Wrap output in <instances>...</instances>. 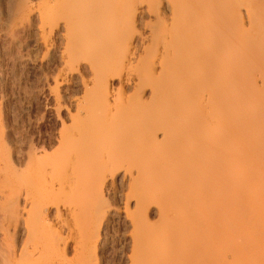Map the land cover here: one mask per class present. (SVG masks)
<instances>
[{
    "label": "bare ground",
    "instance_id": "bare-ground-1",
    "mask_svg": "<svg viewBox=\"0 0 264 264\" xmlns=\"http://www.w3.org/2000/svg\"><path fill=\"white\" fill-rule=\"evenodd\" d=\"M52 1L42 13L43 16L40 14L42 16L40 31L47 35L58 27L62 29L64 46L60 51V57L63 60V72L60 77L64 81L68 77L69 84L75 76L82 88V96L74 100L76 112L68 117L71 121L68 132L60 140V142L68 140V153L61 163L59 176L53 179L52 184L57 185V189L70 192L74 191L73 184L95 183L98 197L96 206L102 211L103 200L98 193L103 188L112 187L116 175L126 179L127 205L129 202L134 205L132 212L126 207V214H131L134 230L140 233L136 239L137 246L146 248L141 255L139 254V261L144 262L143 257L146 259L155 256L159 248L162 256L172 258V264H198L200 250L198 210L201 208L199 206L201 197L205 194L201 193L200 197L197 188L199 179L202 174L208 172L213 175L212 177L226 173L227 188L233 186L231 181L234 179L233 174H229L225 169L228 165L224 162L227 163L228 160L224 161L223 154L219 153L225 144L223 139L210 142L201 136L200 126L205 124L209 112L200 106L194 108L192 98L198 96L212 105L218 102L216 98L223 92L231 93L234 100L240 96L235 85L240 80H234L233 77L232 81L230 70L232 64L227 35L230 1ZM21 3L22 1L18 2L17 8H23ZM218 12L224 15L219 22L215 19ZM138 25L141 28L138 29ZM217 26H220L218 30ZM46 38L43 37L45 46L49 44ZM233 85L236 87L234 93L231 92L232 88H235ZM243 96L245 98L246 95ZM239 100L241 97L237 101ZM34 150L33 153H30L31 150L27 152L29 161L36 158ZM201 170L206 171L203 173ZM220 170H224V173H220ZM120 174L121 176H118ZM238 176L244 178L246 184L249 181L246 174L244 177L243 174ZM245 176L248 181L245 180ZM223 183L217 185L223 187ZM250 184L254 187L256 185ZM80 189L86 197L93 196L83 185ZM221 189L224 191L225 188ZM251 189L253 188L250 187ZM257 190H254L255 193H258ZM216 191L210 194L215 199L218 196ZM233 192L228 193L234 196ZM229 195L227 194L228 197ZM235 198L238 199V196L235 195ZM206 200L207 198L203 201L207 202ZM257 200L260 201L259 198ZM238 201L236 203H239ZM150 202L158 206L162 221L159 222V226L152 224L155 226L153 227L148 224L146 214L143 213L145 206ZM226 203L228 204L227 201ZM253 205L252 207L258 208ZM52 207L55 208L56 223L62 227L67 222L69 224V217L73 218L72 213L69 211L68 214L65 213L68 219L66 221L60 206L55 203ZM233 207L237 209L236 206ZM46 209L43 198L30 223L44 221L48 213ZM90 210L91 207L85 208L84 213L87 215ZM103 211L99 214L95 229H89L78 216L74 217L76 221H73L75 226V235L72 237L73 250L75 255L79 256V260L73 264H87L86 257L90 253L88 245L99 238V227L102 222L99 219ZM228 213L229 216L226 214L228 217L226 218L231 220V214L234 213L230 211ZM104 214L106 215L105 212ZM215 214L219 215L218 212ZM204 219L210 221L206 217ZM215 220L217 222L218 219ZM225 226L228 232L224 231L230 232V235L225 233L226 240L222 242L232 240L233 244V234L227 229L230 226L227 224ZM211 227L213 231V226ZM27 230L29 233L32 232L29 223ZM150 239L151 244L148 243ZM146 241L149 248L146 247ZM47 244L49 249L35 248L38 260L22 263L16 258L22 256L23 248L19 252L12 248L0 253V264L72 263V260L63 258L68 245L66 242L58 248L57 242L50 243L48 237L44 245ZM168 244L171 255H167L168 252L163 249V246L167 248ZM229 245L228 251L231 250ZM262 248L260 252H264ZM144 251L150 253L143 255ZM238 253L240 252L238 251L237 255ZM222 254L224 256L225 253ZM260 254L258 253L259 257ZM262 256L264 257V254Z\"/></svg>",
    "mask_w": 264,
    "mask_h": 264
},
{
    "label": "rangeland",
    "instance_id": "rangeland-1",
    "mask_svg": "<svg viewBox=\"0 0 264 264\" xmlns=\"http://www.w3.org/2000/svg\"><path fill=\"white\" fill-rule=\"evenodd\" d=\"M19 1H22V9L17 8ZM229 1L231 5L227 35L232 64L230 70L232 81L233 77H235L234 80H240H238L240 84L237 82L235 85L240 94L238 99L241 97V100H234L231 93L223 92L217 96L218 102L212 105L198 96L192 98V103L194 108L200 106L209 112L205 124L200 126L202 133L200 135L210 142L223 139L225 144L222 145L223 149L219 153L223 154L224 161L228 160V164L224 162L228 165L225 169L229 174H233L232 178L237 182L229 178L233 181H231L233 183L231 189L228 187L229 190L225 185L228 181L225 176L227 174L223 172L224 170H220V173L223 172L224 175L217 174L212 177V174H208L210 172L202 174L198 186L196 185L200 197L201 193H205L201 197L202 201L199 205L201 208H198L200 223L198 264H264L262 256L264 252H260L264 246V198H262L264 194H260L264 193V176H262L264 175V0ZM51 2L53 1L0 0V253L12 248H16L19 252L23 248L24 253L20 258L17 257V260L22 263L38 260V252L35 248L49 249L48 244L44 245L49 237V242H57L58 248L66 242L68 245L63 258L72 260L71 264L78 262L79 256H76L73 250L72 237L75 235L73 221H76L74 217L78 216L85 226L93 229L96 227L99 214L104 210L99 219L102 221L99 227V238L88 245L90 253L86 257L87 264H172V258L162 256L163 253L161 255L158 247V252L155 250L157 252L155 256L152 255L151 258L146 259L142 256L145 261H141L142 263L139 261V254L145 247L142 249L138 247L140 245L137 246L136 239L139 238L140 233L134 230L131 214H126V207L129 212L134 210L133 203L129 202L127 205L126 179L116 175L112 187L103 188L98 193L103 200L102 211L96 206L98 197L95 183L73 184L74 191L70 192L57 189L58 186L52 184L53 179L59 176L61 163L68 153V140L64 142L60 140L68 132L71 123L68 117L76 112L74 100L82 96V88L75 76L69 84L68 77L65 81L60 77L63 72V60L60 57V51L64 46L62 29L58 27L47 35L40 31L42 13ZM223 17V13L218 12L215 15L218 22ZM137 27L141 28L140 25ZM219 27L217 26L216 30ZM44 36L47 37V43L49 42L47 46L43 40ZM236 87L232 88L231 92L234 93ZM242 93L247 97L243 98ZM28 150L32 151L30 153L34 150L36 158L29 161ZM235 174L242 181L238 180ZM238 174H243V177L247 175L249 180L245 176L247 184L244 178H241L242 175L239 177ZM220 181L221 183H218ZM222 183L223 187L218 186ZM250 183L254 185L256 183L255 187ZM81 185L93 196L86 197L81 192ZM250 187L254 190L258 188L257 191L259 193L260 190V193H255L253 189L250 190ZM221 188H225L224 191ZM213 191L218 192V200L210 195ZM230 191L231 193L235 191L234 196L229 195ZM260 195L263 196L260 197ZM203 196L207 198V202L203 201L205 199ZM43 198H45L46 212H48L46 219L41 223L31 224V218L36 215L38 205ZM237 201L241 204L236 203ZM222 202L226 205L224 206ZM55 203L60 206L65 216L68 211L73 215V218L69 217V224L67 222L63 227L56 223L55 208L52 207ZM209 205L213 208L208 207ZM252 205L263 209L257 210L258 208ZM88 207H91V210L86 215L84 209ZM157 207L150 202L143 210L150 225L159 226L161 221ZM227 209L230 213H234L235 217L231 214L232 221L227 219L229 216ZM216 211L219 215L215 214ZM17 217L18 220H16ZM205 217L210 221L204 219ZM214 218L218 219L217 222ZM66 221H68L67 216ZM28 223L31 233L27 230ZM225 223L230 226L227 229H230L233 234L231 235L234 243H231L232 240H229L230 243L226 242L232 245L228 244L230 252L228 245L222 242L226 240L225 233L228 232L225 229ZM246 232H248L247 235ZM229 233L227 234L230 235ZM145 243L151 244V239ZM146 247L149 248L148 245ZM168 247L169 244L167 248L163 246V249H166L167 255H171L170 247L169 249ZM238 251L240 253L237 255ZM257 251L263 254L259 257ZM222 252L225 253L224 256ZM148 253L144 251L143 255ZM252 254L254 255L251 256Z\"/></svg>",
    "mask_w": 264,
    "mask_h": 264
}]
</instances>
